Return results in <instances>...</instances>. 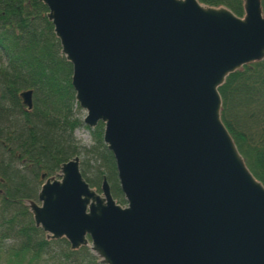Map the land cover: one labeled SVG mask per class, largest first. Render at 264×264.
<instances>
[{
	"label": "water",
	"instance_id": "obj_1",
	"mask_svg": "<svg viewBox=\"0 0 264 264\" xmlns=\"http://www.w3.org/2000/svg\"><path fill=\"white\" fill-rule=\"evenodd\" d=\"M38 1L82 123L103 126L124 204L105 178L90 188L73 158L26 202L33 226L97 264H264V187L220 120L218 94L264 60L260 0H242V17L197 0ZM31 93L18 95L27 109Z\"/></svg>",
	"mask_w": 264,
	"mask_h": 264
},
{
	"label": "trees",
	"instance_id": "obj_2",
	"mask_svg": "<svg viewBox=\"0 0 264 264\" xmlns=\"http://www.w3.org/2000/svg\"><path fill=\"white\" fill-rule=\"evenodd\" d=\"M197 1L243 14L242 0ZM260 4L264 13V0ZM46 12L38 0H0V264H97L87 247L71 251L64 240L47 241L24 205L36 200L42 175H55L73 158L90 188L99 192L105 178L112 198L124 204L103 126L83 125L71 66ZM22 91L32 92L29 110L18 96ZM218 94L220 120L264 187V60L226 77ZM77 129L88 132L90 145L75 140Z\"/></svg>",
	"mask_w": 264,
	"mask_h": 264
},
{
	"label": "rangeland",
	"instance_id": "obj_3",
	"mask_svg": "<svg viewBox=\"0 0 264 264\" xmlns=\"http://www.w3.org/2000/svg\"><path fill=\"white\" fill-rule=\"evenodd\" d=\"M80 114H81L82 117L85 115L84 114V111H82V110H80ZM73 136H74L75 140L78 141L79 144L82 145V146H87V145H90L91 144V140H90L89 134L84 129H77V130H75L74 133H73ZM33 201L37 203L36 200H33ZM10 244H11V241L10 242L9 241L8 242H5V245H10Z\"/></svg>",
	"mask_w": 264,
	"mask_h": 264
}]
</instances>
